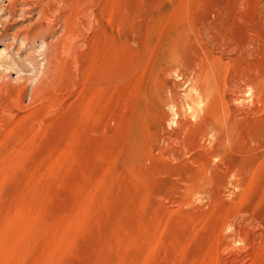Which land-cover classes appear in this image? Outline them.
<instances>
[{
  "label": "rangeland",
  "instance_id": "rangeland-1",
  "mask_svg": "<svg viewBox=\"0 0 264 264\" xmlns=\"http://www.w3.org/2000/svg\"><path fill=\"white\" fill-rule=\"evenodd\" d=\"M28 5L0 11V264H264V0Z\"/></svg>",
  "mask_w": 264,
  "mask_h": 264
},
{
  "label": "bare ground",
  "instance_id": "bare-ground-1",
  "mask_svg": "<svg viewBox=\"0 0 264 264\" xmlns=\"http://www.w3.org/2000/svg\"><path fill=\"white\" fill-rule=\"evenodd\" d=\"M30 5V4H29ZM28 5V0H0V11L2 13H5V17H9V15H13L14 14V11L16 13V11H20L22 12V15L24 16H29L26 12H30V7ZM18 13V12H17ZM19 15V14H18ZM14 16V15H13ZM8 19V18H7ZM48 19V18H47ZM48 23V21H47ZM46 23V24H47ZM41 24V23H40ZM51 24V22H50ZM45 26V25H44ZM43 26V27H44ZM22 29V28H21ZM41 29V28H40ZM17 34V33H16ZM12 37H14L15 35H11ZM50 36V35H49ZM16 37V36H15ZM39 42L40 47H41V53H42V56H41V62L38 61V65H37V68L36 69V73L34 75H32V77L30 78L31 80V83L36 86L37 82L39 80L42 81V78H39L40 75H42V73L44 72V70L46 68H48L47 66V58L49 56V54H52L50 53V48H49V44L52 42H50L48 39H47V34L46 33H43L39 36V38L37 39ZM51 40V39H50ZM31 45V44H30ZM52 52V50H51ZM53 55V54H52ZM52 55L49 57L51 58ZM53 58V57H52ZM50 60V59H49ZM37 64V63H36ZM48 70V69H47ZM45 75V74H44ZM44 77V76H43ZM32 86V85H31ZM39 85H37L36 87H38Z\"/></svg>",
  "mask_w": 264,
  "mask_h": 264
}]
</instances>
